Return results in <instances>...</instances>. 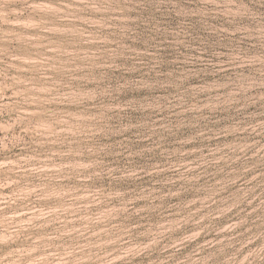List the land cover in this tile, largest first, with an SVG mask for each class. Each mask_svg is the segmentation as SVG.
Masks as SVG:
<instances>
[{
	"label": "rangeland",
	"instance_id": "1",
	"mask_svg": "<svg viewBox=\"0 0 264 264\" xmlns=\"http://www.w3.org/2000/svg\"><path fill=\"white\" fill-rule=\"evenodd\" d=\"M0 264H264V0H0Z\"/></svg>",
	"mask_w": 264,
	"mask_h": 264
}]
</instances>
